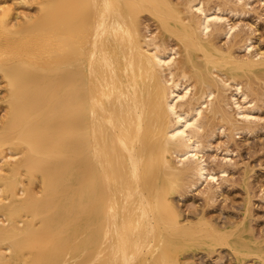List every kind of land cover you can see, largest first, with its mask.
<instances>
[{"label": "bare ground", "instance_id": "6f19581e", "mask_svg": "<svg viewBox=\"0 0 264 264\" xmlns=\"http://www.w3.org/2000/svg\"><path fill=\"white\" fill-rule=\"evenodd\" d=\"M13 1L0 0V264H183L193 223L174 191L221 179L203 138L226 105L259 120L243 84L215 70L211 35L240 26L216 0H41L36 16Z\"/></svg>", "mask_w": 264, "mask_h": 264}, {"label": "rangeland", "instance_id": "374dc122", "mask_svg": "<svg viewBox=\"0 0 264 264\" xmlns=\"http://www.w3.org/2000/svg\"><path fill=\"white\" fill-rule=\"evenodd\" d=\"M39 1L41 0H28V3L20 5L19 12L26 16H36ZM203 1L208 8H210V4L212 8L221 6V10L225 11V16L229 20L231 18L230 22L235 30L238 31L240 28L238 33H234V30L232 32V35L234 33L233 37L230 35L228 38L224 33L227 26L221 25L219 26L220 29L218 27V30L211 35V44L218 50L214 54L225 58H221L220 61L215 60L217 66L215 70L225 68L229 77L243 84L244 90H247L246 92H249L248 95L250 94L252 98L249 97V100L255 98L254 105L255 103L258 105L255 107V112H257L255 116L259 115L257 117L259 120L242 121L236 115L237 108L226 105L227 117L223 118L222 115H219L220 117L217 116L215 120L218 127L213 128V130L217 133L214 137H217L205 136L203 138L205 146L212 145V148L208 149L207 154H205L207 155L205 158L208 161V166L210 170L216 171L215 173L221 179L217 184L211 185L212 188L207 184L196 186V188L192 184L195 183V180L190 177L183 180L180 187L174 191L173 202L182 221L186 224L192 222L193 224H191L194 225V227L192 225L189 227L191 229L189 230L190 244L184 252L182 261L183 264H264V65L253 67L248 63L247 59L251 53L243 47L246 40L251 39L253 42L255 40L256 46L253 51L260 50L264 54V0H249L247 4L245 1L240 5L235 2L236 0ZM212 1L216 4H212ZM218 2L220 3L218 4ZM12 3L14 4L13 0ZM226 3L229 6H226ZM15 5L18 9L17 4ZM237 9H239L240 14ZM242 11L244 14H241ZM148 21H143V32L145 31L144 34L148 36L155 37L158 35L156 33L159 32V23L151 20L148 24ZM236 26L240 27L237 28ZM156 30L158 31L156 32ZM158 40L162 41L160 38ZM172 46L176 47L177 45L173 42ZM176 50L179 51L178 46ZM229 54L237 60L231 61ZM198 55L203 56V52L199 51ZM180 57L181 54H177L176 58L179 59ZM202 63L204 66L207 65L205 60ZM192 69L189 72V79H192L194 74ZM191 79L189 80L190 83L193 82ZM232 82L235 83L234 80ZM4 95L5 84L0 73V99ZM229 105H232L230 101ZM4 114L5 110L0 105V124ZM219 126H222L221 129H218ZM223 126H226L225 129ZM220 149L228 150L229 154L226 155L227 152H222L223 150L220 151ZM217 154L218 157L215 156ZM225 156L227 158L232 157V160L225 159V163L222 160L226 158ZM220 169L227 170L228 176L223 173L224 176ZM219 183L222 185L220 186ZM217 185L220 187L217 188ZM4 219V217L0 218V220ZM196 223L197 225H195ZM204 223L209 226H205ZM208 229L215 233L208 232ZM216 232L221 236L216 235ZM209 242H214L216 245L212 246Z\"/></svg>", "mask_w": 264, "mask_h": 264}]
</instances>
